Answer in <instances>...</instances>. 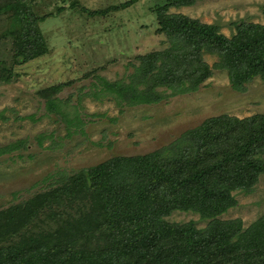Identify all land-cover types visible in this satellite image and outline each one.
<instances>
[{"label": "rangeland", "instance_id": "rangeland-1", "mask_svg": "<svg viewBox=\"0 0 264 264\" xmlns=\"http://www.w3.org/2000/svg\"><path fill=\"white\" fill-rule=\"evenodd\" d=\"M27 1L30 15L41 14L44 2L49 5L43 10L48 15L43 33L35 23L24 25L26 32H38L46 51L25 62L17 55L15 62L11 42L0 39V150H5L0 153V212L12 213L8 219L30 216L23 223L17 221V227L5 228L18 229L12 231L19 242L25 238L22 234L40 239L52 224H68L74 237H66L63 231L62 243L88 249L92 240L84 238L94 233L95 225L85 221L83 213L95 218V224L108 225V212L100 204L93 207L77 186L68 185L69 193L54 198L56 191L79 174L115 159H137L163 150L177 156L180 137L210 118L264 114L262 75L241 84L232 81L229 67L239 62L228 49L239 48L255 37L254 32L264 38L258 30L264 28V0H137L128 7L123 4L131 0ZM176 18L216 26L229 44L216 47L161 26V21L171 24ZM5 22L0 21L1 28ZM237 65L247 66L246 62ZM195 70L211 76L197 89L178 93L177 85ZM139 73L143 74L141 88L150 89L148 80L155 84L154 96L159 99L154 104L131 106L129 98L101 92L107 82L113 89L130 84ZM44 91L46 97L40 95ZM53 99L60 112L71 114L67 120L48 107ZM122 164L117 167L120 181L131 179L132 172L136 179L141 172V165L134 162ZM144 181L134 182L141 188ZM231 194L234 203L220 212L212 203L216 211L208 217L198 210L175 209L165 219L179 225L193 222L200 229L214 222L232 223L234 236H223L218 245L224 246L226 240L237 243L232 251L239 255L249 250L251 259L255 247L264 249V174L253 190L233 189ZM82 203L86 208H81ZM37 223L41 228L34 231ZM84 226L82 231L79 227ZM52 232L60 235L55 227ZM104 241L97 245L103 247ZM224 257L233 256L225 253ZM210 260L211 264L222 261Z\"/></svg>", "mask_w": 264, "mask_h": 264}, {"label": "trees", "instance_id": "trees-1", "mask_svg": "<svg viewBox=\"0 0 264 264\" xmlns=\"http://www.w3.org/2000/svg\"><path fill=\"white\" fill-rule=\"evenodd\" d=\"M136 2L137 0H131L123 4V7ZM48 6L44 2L41 14L30 15L27 0H11L7 3L0 0V21H6L5 27H0V39L11 42L14 52L11 58L15 62H18L17 55L25 62L46 51L38 32L32 29L26 32L24 25L25 22L35 23V26L41 29L44 27L45 30L48 15L43 10L48 9ZM161 26L165 29L172 27L197 41H206L216 47L229 44L224 36L217 33L216 26L201 24L195 20L176 18L171 24L161 21ZM258 30L264 36V28ZM254 34V38L246 40L239 48H228L229 54L239 62L229 67V77L237 84L248 82L259 74L264 79V38L257 36L258 32ZM245 62L246 67L237 65ZM2 68L10 71L6 66ZM191 75V78L177 85L178 93L197 89L211 73L205 71L198 74V70H195ZM142 77L143 74L139 73L130 84H119L113 89L109 88L111 84L107 82L101 92L129 98L131 106L154 104L159 99L154 96L155 84L148 80L146 84L150 89L141 88L144 85L140 81ZM152 80L159 84L158 78ZM40 95L46 97V91ZM53 100L48 107L61 113L67 120L71 114L67 116L66 112H60L57 101ZM76 113L75 111L74 114ZM73 122L74 120L70 124ZM179 140L182 144L177 148V156L174 151L163 150L137 159H115L98 168H91L86 174H79L53 194L54 198L65 195L69 193V186L74 185L79 188L78 192L86 194L84 198H89L93 207L100 204L101 210L108 212V219L104 217L108 225L95 224V218L91 220L83 213L85 221L89 219V223L95 225L94 233L87 234L84 238L85 241L88 238L92 240L88 249L62 243L63 231L66 237H74L73 233L68 232V224L65 227L52 224L49 227L52 230L40 239L22 234L25 238H21L19 242L12 231L18 229L5 228L17 227V221L23 223L30 216L25 213L26 217L20 215L19 218L13 216L8 219L12 213L0 212V237L3 233L8 237L0 238V264H211L210 259H222L221 264H254L257 257L260 259L255 264H264V249L261 247L254 248L256 255L250 259L247 258L249 250L239 254L240 256L232 251L237 243L230 244L226 240L224 246L218 245L217 241L220 242L225 236H234L236 229L232 223L214 222L209 228L200 229L193 222L179 225L165 219L175 209L198 210L208 217L216 211L212 203L219 212L234 203L231 194L233 189L253 190L254 184L264 174V114L244 119L213 117L185 132ZM4 151L0 150V153ZM129 161L134 162V166L141 165V172L136 179L132 172L133 174H129L131 179L120 181L117 167ZM173 169H177L174 174ZM140 178L146 180L141 184L139 182L141 188L136 187L134 182ZM81 206L82 209L86 208L84 203ZM85 221L82 220V223ZM39 222L43 224L44 221ZM40 223L32 226L34 231L40 230ZM133 223L137 225L131 226ZM54 227L60 235L52 232ZM86 227L79 228L85 231ZM162 228L160 239L155 242ZM257 228L263 227L258 225ZM9 232L14 233V236H9ZM145 236L147 238H142ZM262 236L264 237V233ZM102 239L107 243L104 241L105 245L99 247L97 243ZM148 243L150 246L146 247L145 244ZM225 253L233 257H224Z\"/></svg>", "mask_w": 264, "mask_h": 264}]
</instances>
